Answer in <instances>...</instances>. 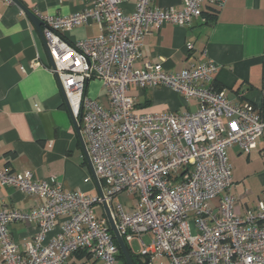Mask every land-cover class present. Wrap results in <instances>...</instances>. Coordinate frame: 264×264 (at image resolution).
Here are the masks:
<instances>
[{
    "label": "built area",
    "instance_id": "obj_1",
    "mask_svg": "<svg viewBox=\"0 0 264 264\" xmlns=\"http://www.w3.org/2000/svg\"><path fill=\"white\" fill-rule=\"evenodd\" d=\"M84 1L82 11L67 16L35 13L53 59L54 67H47L79 121L104 197L66 190L54 176L39 180L30 170L0 168V184L43 199L26 211L0 210L1 262L66 264L73 252L87 250L99 264H120L104 210L97 216L93 209L105 202L125 244L134 252L131 243L137 240V254L148 264H264V200L242 213L233 209L227 157L234 145L243 154L256 146L264 118L251 104L213 88L218 67L212 59L178 72L141 59L145 35L167 23L187 25L202 15V4L221 8L226 0H182L178 9L136 0L130 13L121 9L124 0ZM91 22L98 35L76 41L63 36ZM91 80L100 82L106 105L87 94ZM131 86L168 87L196 105L137 112L127 94ZM122 192L135 196L130 211L114 200ZM15 221L37 226L23 248L10 236Z\"/></svg>",
    "mask_w": 264,
    "mask_h": 264
},
{
    "label": "crops",
    "instance_id": "obj_2",
    "mask_svg": "<svg viewBox=\"0 0 264 264\" xmlns=\"http://www.w3.org/2000/svg\"><path fill=\"white\" fill-rule=\"evenodd\" d=\"M20 2L40 15L67 16L86 7L84 0ZM181 3L182 0H152L151 6L178 9ZM135 5L136 0H124L121 9L130 13ZM201 9L202 15L187 25L167 23L145 35L142 61L161 63L164 70L178 72L212 59L218 67L213 88L264 113V0H226L221 8L202 4ZM98 34L97 23L91 22L74 26L63 36L76 41ZM187 43L193 45L191 50H187ZM48 64L42 39L31 21L14 2L0 0V168L15 173L30 170L39 180L54 176L66 190L98 195L60 86ZM102 90L98 80L87 84V94L106 105ZM127 94L137 112L194 110L196 105L164 86H131ZM227 157L233 181L232 206L242 213L264 200V133L248 154L234 145L228 149ZM42 200L0 184V210L26 211ZM132 204H126L127 211ZM57 230L58 227L48 236ZM9 232L23 248L37 233V226L15 221L9 225Z\"/></svg>",
    "mask_w": 264,
    "mask_h": 264
},
{
    "label": "water",
    "instance_id": "obj_3",
    "mask_svg": "<svg viewBox=\"0 0 264 264\" xmlns=\"http://www.w3.org/2000/svg\"><path fill=\"white\" fill-rule=\"evenodd\" d=\"M10 1L14 2L22 10V12L28 17V19L31 21V23L35 27L36 31L38 32V34L40 35V37L42 39V42H43V45H44L46 54L48 56L50 65L53 68L54 67V65H53V59H52L51 53L49 51V48L47 46V42L45 40V37L43 35V31H42V25H43L42 20L40 19V17L35 12H33L29 8L25 7L20 2V0H10ZM54 74H55L56 79L58 81V84L60 86V90H61L62 96L64 98V103L66 105L67 110L69 111V114L71 116V119H72V122H73V125H74V128H75V131L77 133L78 139H79L80 144H81V147L83 149V153L85 155L86 162L88 164V167L90 169L92 178L94 180V183H95V186H96V189H97V193H98V195H99L100 198H103L104 195H103V191H102V188H101V184H100L98 178L96 177V174L94 172L92 163H91L90 158H89V155H88V151H87L86 144H85L84 139H83V137L81 135V132H80L79 121H76L73 118L72 114L70 113V110H69L68 105H67V102H66V97H65L64 91H63V89L61 87L59 78H58V76H57L56 73H54ZM102 206H103V210H104L105 217H106L107 222H108L109 229L112 232L113 237L115 238V241H116V243L118 245V248L120 249L123 257H124V260H125L126 264H135L134 261H133V259L131 258V255L129 253V250H128V248H127V246H126V244H125L122 236L120 235V233H119V231H118V229L116 227V224H115V221H114V219H113V217L111 215V211H110L109 206L105 202H103ZM136 264H148V259L147 258L137 259L136 260Z\"/></svg>",
    "mask_w": 264,
    "mask_h": 264
},
{
    "label": "rangeland",
    "instance_id": "obj_4",
    "mask_svg": "<svg viewBox=\"0 0 264 264\" xmlns=\"http://www.w3.org/2000/svg\"><path fill=\"white\" fill-rule=\"evenodd\" d=\"M101 85V84H100ZM102 87V86H101ZM103 88V87H102ZM104 93V89L102 90ZM114 200L115 201H119L122 204H124L126 206V204H132L135 201V196L134 195H129L125 192L120 193L119 195L114 196ZM95 215L97 216H101L102 215V211H103V207L101 204L97 203L93 206ZM143 240L145 242V244L148 243V239L147 236H143ZM131 247L132 250L134 251V253H138L140 251V245L138 244L137 240H133L131 243ZM73 262H75L74 264H99V262L94 261L92 259H86V257H73V256H69L67 259V263L68 264H72Z\"/></svg>",
    "mask_w": 264,
    "mask_h": 264
},
{
    "label": "trees",
    "instance_id": "obj_5",
    "mask_svg": "<svg viewBox=\"0 0 264 264\" xmlns=\"http://www.w3.org/2000/svg\"><path fill=\"white\" fill-rule=\"evenodd\" d=\"M216 90H219V89H216ZM260 112V111H259ZM260 114H261V116L264 118V113L261 111L260 112ZM10 154V156H13L12 155V153H9ZM110 231V230H109ZM110 233L112 234V232L110 231ZM112 238H113V241H114V243H115V245L117 246V249H118V252H117V259L119 260V263L120 264H126V262H125V260H124V257H123V255H122V253H121V251H120V249L118 248V245H117V243H116V241H115V238L113 237V235H112ZM126 246H127V248H128V250H129V253H130V255H131V258L133 259V261H134V263L136 264V260L137 259H140L141 258V256L140 255H138V254H135L134 252H132L131 251V249L129 248V246L126 244ZM71 256H75V257H86V259H91L92 258V255L90 254V252H88L87 250H77V251H75V252H73L72 254H71ZM73 264V263H72Z\"/></svg>",
    "mask_w": 264,
    "mask_h": 264
}]
</instances>
